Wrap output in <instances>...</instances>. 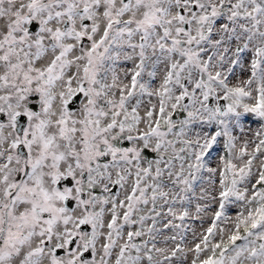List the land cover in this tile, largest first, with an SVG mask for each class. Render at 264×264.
<instances>
[{
	"label": "snow or ice",
	"instance_id": "obj_1",
	"mask_svg": "<svg viewBox=\"0 0 264 264\" xmlns=\"http://www.w3.org/2000/svg\"><path fill=\"white\" fill-rule=\"evenodd\" d=\"M0 264H264V0H0Z\"/></svg>",
	"mask_w": 264,
	"mask_h": 264
}]
</instances>
